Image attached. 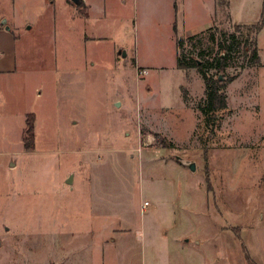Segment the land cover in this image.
Instances as JSON below:
<instances>
[{"label": "rangeland", "instance_id": "1", "mask_svg": "<svg viewBox=\"0 0 264 264\" xmlns=\"http://www.w3.org/2000/svg\"><path fill=\"white\" fill-rule=\"evenodd\" d=\"M225 1L200 60L233 29ZM0 13L20 36L0 74V264H264V31L259 65L232 47L227 108L205 127L169 0H100L90 19L70 0H0ZM184 233L200 241L187 252Z\"/></svg>", "mask_w": 264, "mask_h": 264}, {"label": "trees", "instance_id": "2", "mask_svg": "<svg viewBox=\"0 0 264 264\" xmlns=\"http://www.w3.org/2000/svg\"><path fill=\"white\" fill-rule=\"evenodd\" d=\"M227 4L225 1L224 5L227 6ZM261 11V15L256 22L240 24L233 21L232 31L228 33L220 31L223 36L216 43L221 52H218L211 60H200L196 58L193 55V48H196L199 44L201 45L202 41L213 42L215 40V34L218 28H215L214 24L200 32L175 38L176 67L185 71L194 68L204 81L205 97L197 107L202 114V122H204L205 127L218 121L221 113L227 108V95L224 89L233 80L234 74L228 75L224 79H219L218 72H222L228 65L229 52L232 50V47L235 45L240 51V56L247 58L251 65L260 64L261 58L258 53L257 34L263 28L264 24V1ZM173 29H175L174 26ZM186 45L190 46L189 50H186ZM210 50H212V47ZM203 52L205 51L201 48L199 53L201 54ZM209 69L214 70L213 75L209 74ZM34 121L35 114L33 112L28 113L25 118L23 135V143L26 149H32L34 147ZM155 136L157 137L159 134L156 133Z\"/></svg>", "mask_w": 264, "mask_h": 264}, {"label": "crops", "instance_id": "3", "mask_svg": "<svg viewBox=\"0 0 264 264\" xmlns=\"http://www.w3.org/2000/svg\"><path fill=\"white\" fill-rule=\"evenodd\" d=\"M263 1L264 0H239L237 4L233 5L232 0H226L228 4L227 6L225 5V9L232 22L234 21L240 24L253 23L256 22L261 15ZM99 2L100 0H84V6L82 7H77L75 4H72L75 5L77 12H80L83 18L90 19L91 15H93L94 7H96ZM169 2L172 4L174 13V15H171L169 23L172 24V27H175L177 35L180 36L194 34L207 29L214 23L218 13L217 0H169ZM4 15V13H0V74H11L14 73L18 67L16 63V42L20 36L15 32L17 27L16 23L12 21L10 25L8 18H2ZM138 19L139 14L137 13L135 19L137 30L140 25ZM263 31L264 24L263 28L257 34V37L263 33ZM184 234L185 235H180L181 241L180 239L177 240V242H179L178 248L181 252H187L193 249L194 245L197 246L200 243L198 238H194L193 241H190L189 234ZM181 243H183V245H181Z\"/></svg>", "mask_w": 264, "mask_h": 264}, {"label": "water", "instance_id": "4", "mask_svg": "<svg viewBox=\"0 0 264 264\" xmlns=\"http://www.w3.org/2000/svg\"><path fill=\"white\" fill-rule=\"evenodd\" d=\"M73 4H75L77 7H82L84 6V0H70ZM123 53H125L123 51ZM219 79H223V77L221 75H219ZM188 169L194 170V162L193 161H189L188 163H186ZM67 183L71 182V177L66 179Z\"/></svg>", "mask_w": 264, "mask_h": 264}, {"label": "built area", "instance_id": "5", "mask_svg": "<svg viewBox=\"0 0 264 264\" xmlns=\"http://www.w3.org/2000/svg\"><path fill=\"white\" fill-rule=\"evenodd\" d=\"M149 204V202H147L146 200L143 201V206L142 207H146Z\"/></svg>", "mask_w": 264, "mask_h": 264}]
</instances>
